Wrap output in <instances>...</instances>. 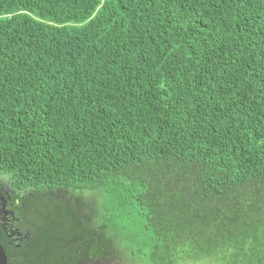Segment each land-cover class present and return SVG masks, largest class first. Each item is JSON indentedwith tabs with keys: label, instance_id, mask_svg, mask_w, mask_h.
<instances>
[{
	"label": "trees",
	"instance_id": "16d2710c",
	"mask_svg": "<svg viewBox=\"0 0 264 264\" xmlns=\"http://www.w3.org/2000/svg\"><path fill=\"white\" fill-rule=\"evenodd\" d=\"M2 175L59 208L40 264H264V0H0Z\"/></svg>",
	"mask_w": 264,
	"mask_h": 264
},
{
	"label": "flooded vegetation",
	"instance_id": "af4514ba",
	"mask_svg": "<svg viewBox=\"0 0 264 264\" xmlns=\"http://www.w3.org/2000/svg\"><path fill=\"white\" fill-rule=\"evenodd\" d=\"M11 183L7 176H0V247L4 252L3 264H40L38 255L44 250L45 228L50 225L48 222L52 220V214L59 213V208L54 206L53 212L49 213L46 210L49 199H45L44 193L16 189ZM59 238L60 234L56 235L54 247L61 252L66 245Z\"/></svg>",
	"mask_w": 264,
	"mask_h": 264
},
{
	"label": "rangeland",
	"instance_id": "374dc122",
	"mask_svg": "<svg viewBox=\"0 0 264 264\" xmlns=\"http://www.w3.org/2000/svg\"><path fill=\"white\" fill-rule=\"evenodd\" d=\"M62 196L67 197L70 200L71 205L75 210L84 218L87 219L92 224H96L102 216L108 219L114 214V207L111 202L106 201L105 197L98 191L96 192H84L78 194L72 191H63L60 193ZM113 220L109 223L111 225ZM130 222V221H129ZM127 220H118L114 222L115 232H107L106 237L110 238L112 241V246L110 252L114 255H119L120 260L126 258L129 248L134 249V243H129L126 241L125 237L127 234L133 235L135 232L134 227L131 230L126 229ZM107 264V261L106 263ZM121 264H128L123 262ZM199 264H208V262H203Z\"/></svg>",
	"mask_w": 264,
	"mask_h": 264
},
{
	"label": "water",
	"instance_id": "95a60500",
	"mask_svg": "<svg viewBox=\"0 0 264 264\" xmlns=\"http://www.w3.org/2000/svg\"><path fill=\"white\" fill-rule=\"evenodd\" d=\"M4 252L2 250V248L0 247V264H3L4 263Z\"/></svg>",
	"mask_w": 264,
	"mask_h": 264
}]
</instances>
